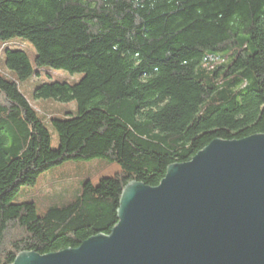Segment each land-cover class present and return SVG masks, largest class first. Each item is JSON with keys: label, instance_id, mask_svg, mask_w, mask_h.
I'll list each match as a JSON object with an SVG mask.
<instances>
[{"label": "trees", "instance_id": "trees-1", "mask_svg": "<svg viewBox=\"0 0 264 264\" xmlns=\"http://www.w3.org/2000/svg\"><path fill=\"white\" fill-rule=\"evenodd\" d=\"M15 38L34 46L37 69L71 77L35 98L74 102L76 115L50 119L53 149L18 88L39 72L6 51L18 81L0 74V264L110 235L130 183L155 188L213 141L264 135V0H0V42ZM92 160L121 171L43 216L12 203L41 175Z\"/></svg>", "mask_w": 264, "mask_h": 264}, {"label": "water", "instance_id": "water-1", "mask_svg": "<svg viewBox=\"0 0 264 264\" xmlns=\"http://www.w3.org/2000/svg\"><path fill=\"white\" fill-rule=\"evenodd\" d=\"M13 264H264V135L213 141L155 188L130 183L110 235Z\"/></svg>", "mask_w": 264, "mask_h": 264}, {"label": "rangeland", "instance_id": "rangeland-1", "mask_svg": "<svg viewBox=\"0 0 264 264\" xmlns=\"http://www.w3.org/2000/svg\"><path fill=\"white\" fill-rule=\"evenodd\" d=\"M21 50L25 52L36 72L29 80L19 82L16 74L6 66V51ZM36 50L34 46L22 38H15L7 42H0V74L11 81H18V88L37 111L39 119L48 127L51 134V147L58 149L59 139L50 126V119H65L76 115V104L60 103L52 100L35 98V89L45 83L69 79L63 71L51 69L39 70L35 65ZM81 76L76 75L74 80ZM121 171L116 163H107L101 160H92L80 163H67L40 176L33 187L22 188L13 199V204L33 202L37 206L38 214L43 216L53 207H61L80 195L86 181L97 185L102 179L112 178Z\"/></svg>", "mask_w": 264, "mask_h": 264}]
</instances>
